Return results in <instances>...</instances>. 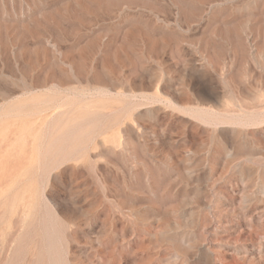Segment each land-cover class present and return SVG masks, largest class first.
Masks as SVG:
<instances>
[{
  "label": "rangeland",
  "instance_id": "obj_1",
  "mask_svg": "<svg viewBox=\"0 0 264 264\" xmlns=\"http://www.w3.org/2000/svg\"><path fill=\"white\" fill-rule=\"evenodd\" d=\"M0 264H264V0H0Z\"/></svg>",
  "mask_w": 264,
  "mask_h": 264
},
{
  "label": "bare ground",
  "instance_id": "obj_2",
  "mask_svg": "<svg viewBox=\"0 0 264 264\" xmlns=\"http://www.w3.org/2000/svg\"><path fill=\"white\" fill-rule=\"evenodd\" d=\"M103 93H104V92H103ZM98 94H99V93H98ZM105 95H106V94H105ZM105 95H104V96H105ZM49 101H50V100L46 101V103L48 104ZM51 102H53V101H51ZM54 104H55V103H54ZM34 105H35V104H34ZM41 105H42V104H41ZM45 105H46V104H45ZM52 105H53V104H52ZM50 106H51V105H50ZM50 106H48V107L51 109L53 106H52V107H50ZM58 107H59V105H58ZM58 107H57V108H58ZM49 108H48V109H49ZM57 108H56V109H57ZM44 109H47V108H44ZM46 111H47V110H45V112H46ZM56 111H57V110H56ZM203 112H204V110H203ZM218 114H219V113H218ZM221 114H222V113H221ZM211 115H212V113H211ZM232 115H233V114H232ZM14 116H15V115H14ZM214 116H216V115L214 114ZM241 116H242V115H241ZM222 117H223V116H222ZM232 117L234 118V116H232ZM212 118H213V117H212ZM214 118H215V117H214ZM237 118H238V117H237ZM210 119H211V118H210ZM214 120H215V119H214ZM214 120H213V121H214ZM211 121H212V120H211ZM209 122H210V121H209ZM225 122H226V121H225ZM222 123H223V121H222ZM240 124H241V123H240ZM259 125H260V124H259ZM80 126H81V125H80ZM47 136H48V135H47ZM65 136H66V135H65ZM70 136H71V135H70ZM7 171H9V170H7Z\"/></svg>",
  "mask_w": 264,
  "mask_h": 264
}]
</instances>
